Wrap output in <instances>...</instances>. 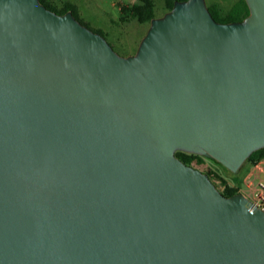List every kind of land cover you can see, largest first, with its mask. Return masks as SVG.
<instances>
[{
    "label": "water",
    "instance_id": "obj_1",
    "mask_svg": "<svg viewBox=\"0 0 264 264\" xmlns=\"http://www.w3.org/2000/svg\"><path fill=\"white\" fill-rule=\"evenodd\" d=\"M176 1L122 56L72 11L0 0V264H264L239 172L264 148V0Z\"/></svg>",
    "mask_w": 264,
    "mask_h": 264
},
{
    "label": "rangeland",
    "instance_id": "obj_2",
    "mask_svg": "<svg viewBox=\"0 0 264 264\" xmlns=\"http://www.w3.org/2000/svg\"><path fill=\"white\" fill-rule=\"evenodd\" d=\"M54 5L61 8L66 3H73L78 10V15L88 23L92 29H100L108 35V41L116 52L122 56L135 54L141 40L146 35L150 24H140L137 21L119 23L121 17L120 5L130 4L136 0H50ZM207 3L219 2L224 7H230L236 0H206ZM157 15L165 13L164 4L157 1ZM194 167L203 172L215 171L223 176L230 186L248 190L246 176L250 170V163H245L239 172H233L228 168L218 165L209 159L202 164H194ZM264 180V173L261 174ZM255 183L258 180L252 178Z\"/></svg>",
    "mask_w": 264,
    "mask_h": 264
},
{
    "label": "trees",
    "instance_id": "obj_3",
    "mask_svg": "<svg viewBox=\"0 0 264 264\" xmlns=\"http://www.w3.org/2000/svg\"><path fill=\"white\" fill-rule=\"evenodd\" d=\"M48 9L55 11L58 14H65L68 11H72L77 19H79L84 25L88 26V23L83 21L78 15L77 7L73 3H66L63 7L59 8L54 5L50 0H40ZM157 1H161L164 4V9L166 12L172 10L176 1H184V0H136L130 4L120 5L121 17L119 23H130L132 21H137L140 24H151V21L154 18L159 17L157 15ZM208 7L215 18L216 21L221 23H230V22H238L244 20L249 14V6L246 0H236L230 7H224L219 2L209 3ZM164 13V14H165ZM90 28V27H89ZM92 29V28H90ZM94 30V29H92ZM94 31L102 34L108 40V35L100 30L95 29ZM111 44V43H110ZM176 156L181 159L184 163L190 166H194V164H202L205 159H209L214 163L224 166L217 160L213 158H206L197 154H189L186 152L178 151ZM264 160V148L255 151L247 160L248 163L254 165L260 161ZM225 167V166H224ZM206 173V172H205ZM207 174L210 176L212 181L216 184L218 188L222 186L224 189L222 193L226 196H233L241 193L240 189L237 187L230 186L226 179L223 178L218 172L209 171ZM216 179L220 180L221 184L219 185L216 182Z\"/></svg>",
    "mask_w": 264,
    "mask_h": 264
},
{
    "label": "built area",
    "instance_id": "obj_4",
    "mask_svg": "<svg viewBox=\"0 0 264 264\" xmlns=\"http://www.w3.org/2000/svg\"><path fill=\"white\" fill-rule=\"evenodd\" d=\"M264 171V163L261 161L254 164V175L258 182L255 183L252 180L247 181L248 190L241 192L245 194L250 200L253 201L254 205L264 210V180L260 178V174ZM216 182L220 185V180L216 179ZM221 192L224 189L222 186L218 188Z\"/></svg>",
    "mask_w": 264,
    "mask_h": 264
},
{
    "label": "crops",
    "instance_id": "obj_5",
    "mask_svg": "<svg viewBox=\"0 0 264 264\" xmlns=\"http://www.w3.org/2000/svg\"><path fill=\"white\" fill-rule=\"evenodd\" d=\"M262 163H264V160L261 161ZM254 173V165L250 164V170H249V173L248 175L246 176L245 178V181L247 182L248 180H252V178L256 179V176L253 174ZM264 173V171L262 172ZM261 173V174H262ZM261 174H260V178H261ZM262 179V178H261ZM240 189V188H239ZM241 192H244L243 190L240 189Z\"/></svg>",
    "mask_w": 264,
    "mask_h": 264
}]
</instances>
